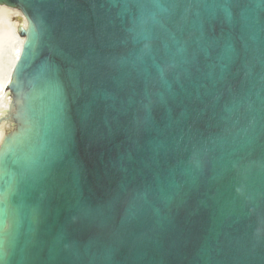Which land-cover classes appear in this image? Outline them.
<instances>
[{
	"label": "water",
	"instance_id": "95a60500",
	"mask_svg": "<svg viewBox=\"0 0 264 264\" xmlns=\"http://www.w3.org/2000/svg\"><path fill=\"white\" fill-rule=\"evenodd\" d=\"M0 5L2 264H264V0Z\"/></svg>",
	"mask_w": 264,
	"mask_h": 264
},
{
	"label": "bare ground",
	"instance_id": "6f19581e",
	"mask_svg": "<svg viewBox=\"0 0 264 264\" xmlns=\"http://www.w3.org/2000/svg\"><path fill=\"white\" fill-rule=\"evenodd\" d=\"M10 20L13 23L12 26H9V22V24L5 23ZM28 29L29 22L20 9L0 5V121L7 116H12L9 122H4L0 126V152L8 139L7 132L2 131V126L10 122H20L15 105L13 108L14 100L9 84L13 81L14 68L25 42L26 34L22 32H26ZM4 54L10 55L7 56L9 65L4 64V62L6 63ZM14 134L17 133L13 131L8 133L12 138Z\"/></svg>",
	"mask_w": 264,
	"mask_h": 264
},
{
	"label": "rangeland",
	"instance_id": "374dc122",
	"mask_svg": "<svg viewBox=\"0 0 264 264\" xmlns=\"http://www.w3.org/2000/svg\"><path fill=\"white\" fill-rule=\"evenodd\" d=\"M8 22L10 23L9 26H12V24H13L12 21L11 20L10 21H5L6 24H9ZM14 34H15V31H14ZM9 53H11V52H9ZM3 56H4V58L6 57V63L4 62V64L5 65H9V62H8L9 57H7V56H10V55L4 54ZM11 118H12V116H7V117L3 118L0 121V126L4 122H9L11 120ZM21 127H22L21 126V122H10L9 124L6 123L5 125L2 126V131L7 132V137L9 138L10 135H8V133H10V132L13 131L14 133H17L18 134L21 131V129H22Z\"/></svg>",
	"mask_w": 264,
	"mask_h": 264
},
{
	"label": "snow or ice",
	"instance_id": "6c2138e0",
	"mask_svg": "<svg viewBox=\"0 0 264 264\" xmlns=\"http://www.w3.org/2000/svg\"><path fill=\"white\" fill-rule=\"evenodd\" d=\"M2 261H3V256L2 254H0V264H2Z\"/></svg>",
	"mask_w": 264,
	"mask_h": 264
}]
</instances>
